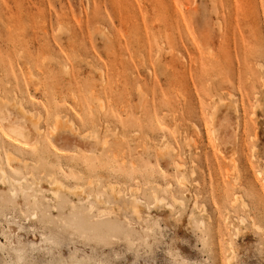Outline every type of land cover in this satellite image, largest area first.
Listing matches in <instances>:
<instances>
[{"label":"rangeland","instance_id":"374dc122","mask_svg":"<svg viewBox=\"0 0 264 264\" xmlns=\"http://www.w3.org/2000/svg\"><path fill=\"white\" fill-rule=\"evenodd\" d=\"M263 93L264 0H0L1 164L123 225L0 203V264H264Z\"/></svg>","mask_w":264,"mask_h":264},{"label":"bare ground","instance_id":"6f19581e","mask_svg":"<svg viewBox=\"0 0 264 264\" xmlns=\"http://www.w3.org/2000/svg\"><path fill=\"white\" fill-rule=\"evenodd\" d=\"M256 102L258 101L256 100ZM20 105L21 103H18L17 108H21V110L23 109L22 111H24V108L21 107L22 105ZM258 105V108L263 106L262 103H259ZM235 112H237V110ZM29 115L30 114L28 109L27 116L29 117ZM31 116L32 114L30 115L29 119L31 118ZM9 129L16 136L24 138H30L31 136H33L31 131H29L25 126L17 122L10 123ZM39 129L35 128L36 131H38ZM7 153L9 159H12L11 156L14 157V155L10 153V151ZM233 162H235V160ZM24 165H26V162H24ZM6 182H8V185H6L7 189L5 191H3L0 187L1 204H9L15 206L19 201H21L24 205L27 206L29 205L30 200L33 199L34 203L36 204V207H39V210L41 211L40 214L42 215V217L45 218V220H48L47 216L50 214L49 208L65 209V213H60V215L58 216V220L61 222L62 228L67 229L72 233H76L96 242H103L106 244L110 243L111 239L116 237L117 233L123 229V225L120 220L116 218H111L115 211L114 208L112 206H109L107 204L108 202H105V200L103 201L102 198H98L99 194L96 197L94 196V198L91 197L90 194L86 196V198L77 197L78 201H82L83 199H85L86 204H84L83 202L77 203L68 194L70 191L71 193H73V186H66L58 178L52 177V181L50 182V188L48 189L50 197L47 198L46 193L44 192L41 186L40 180L38 182H35L36 188L31 187L30 190H27V188L23 184L24 179L10 177L7 174L5 167L0 162V184ZM109 184L112 190H116V186L113 183ZM137 201L138 199L134 197L135 203H132L131 205L134 213H138V207L136 205ZM245 206L246 205H244V207ZM32 217H38L37 212H33ZM250 220H252V217Z\"/></svg>","mask_w":264,"mask_h":264}]
</instances>
